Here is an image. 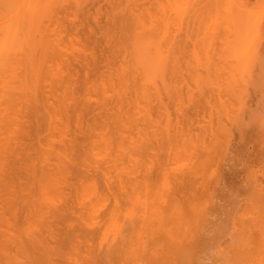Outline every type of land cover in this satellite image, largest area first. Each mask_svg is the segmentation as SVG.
Instances as JSON below:
<instances>
[{
    "label": "rangeland",
    "instance_id": "374dc122",
    "mask_svg": "<svg viewBox=\"0 0 264 264\" xmlns=\"http://www.w3.org/2000/svg\"><path fill=\"white\" fill-rule=\"evenodd\" d=\"M3 5L38 16L0 68V264H264V0L239 71L228 5H167L161 52L118 0Z\"/></svg>",
    "mask_w": 264,
    "mask_h": 264
},
{
    "label": "bare ground",
    "instance_id": "6f19581e",
    "mask_svg": "<svg viewBox=\"0 0 264 264\" xmlns=\"http://www.w3.org/2000/svg\"><path fill=\"white\" fill-rule=\"evenodd\" d=\"M246 1L245 0H118V4L127 5V8L130 13L128 18L131 19L132 17V19L136 22L137 28H135L134 33H136V36L138 38L137 49H139V47H141L144 50H151L156 48L158 52L164 51L165 44H167V42H169L170 39L175 40L178 38L177 36L174 35L173 31L171 30L170 23L167 22V17H166L167 5L171 6V10H173L174 12L179 11L181 13L179 14V17L181 21L183 20V24L189 21V25L187 24L188 30H190L189 28H191L190 25L200 26L202 21L201 20L202 15H200V13L202 12V10H207L209 8V5H214L216 7L219 5H228V13L230 15V18L232 19L230 38H233V41H230L229 44L231 46L235 45V47H239L238 56L236 59L237 62L236 71H239V68L244 66L246 60L249 57L250 51L252 49L254 36L256 35L255 33H257L260 30L263 22L262 15L254 16L252 15V13L246 11L244 5H249L251 0H246ZM3 3L4 0H0V10H3L4 7ZM151 5H158L159 7L158 14L160 13V16L158 17L157 21L154 20V16L152 14H149V12H151L153 9V8L149 9ZM187 5H194L195 7L191 12L188 11L187 13L184 12L182 14L180 9L183 6H185L184 7L185 9ZM201 5L204 6L201 8V10H197V8L200 7ZM142 9L146 10L145 13L139 14V12ZM40 11H42V9ZM39 14L41 13L39 12ZM188 14L189 15L192 14V15L189 17ZM17 15L14 14V17H12L15 20L9 17V20L7 21L4 20L1 21V17H0V68L7 65L8 61L5 50L7 49L6 46H8V50L11 49L10 46H12V41L14 40L12 39L13 35L19 32V28L21 30V28L26 27L28 21H32V18H35V15L38 16L37 13L35 14L33 12L27 15L23 14L22 16L20 15L17 18H15ZM37 19L38 18H36V20ZM139 20H140V25L138 24ZM57 41L52 42L55 43V47L53 48L55 50L57 48L56 53L61 52L63 50L61 43ZM15 42L16 41H14L13 44ZM59 69H61V67ZM55 179L50 178L49 181L47 179L46 182L43 183L45 184L44 187L46 189H55L56 188ZM51 183H53L52 185L54 186H52ZM50 185L53 188H49ZM50 192L51 190L49 192L45 190L44 194H46V196L48 197L50 195Z\"/></svg>",
    "mask_w": 264,
    "mask_h": 264
}]
</instances>
